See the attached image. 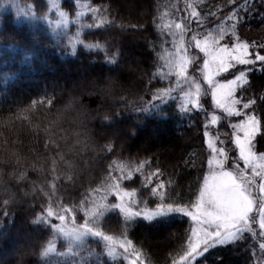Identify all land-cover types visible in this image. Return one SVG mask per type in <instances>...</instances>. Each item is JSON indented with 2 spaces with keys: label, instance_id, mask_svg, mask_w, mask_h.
Returning <instances> with one entry per match:
<instances>
[{
  "label": "trees",
  "instance_id": "obj_1",
  "mask_svg": "<svg viewBox=\"0 0 264 264\" xmlns=\"http://www.w3.org/2000/svg\"><path fill=\"white\" fill-rule=\"evenodd\" d=\"M193 7L206 17V28L189 19ZM59 12L67 24L57 23ZM232 12L239 13L241 39L264 43L261 0H0V264H127L120 254L108 257L98 237L74 243L56 238L52 229L64 215L62 208L76 207L65 222L83 225L86 217L79 206L99 198L95 189L110 183V177L121 176L118 166L132 174L121 183L136 193L132 206L138 211L145 203L156 208L158 197L150 193L161 182L167 185L162 189L167 202L195 203L211 156L205 124L229 148L231 138L224 133L232 131L228 118L217 128L210 124L214 110L207 108L209 93L201 96L204 111L182 112L179 90L164 101L153 99L157 89L172 88L175 82L162 75L167 67L160 57L174 51L163 25L181 20L202 35L218 24L229 27ZM84 43L104 45L106 53L88 50ZM190 51L202 57L194 47ZM117 53V62L109 63ZM79 72H88L86 79ZM249 79L245 95L257 98L260 115L264 73L257 67ZM70 80L71 87L61 90ZM145 107L147 112L141 110ZM146 178L151 182L145 183ZM108 199L117 202L114 196ZM50 204L60 216L33 223ZM190 224L180 213L125 223L116 210L105 213L100 227L120 239L126 234L143 264H172L186 244ZM254 228L257 232V224ZM261 242L264 237L245 233L242 240L210 249L198 261L258 264ZM51 244H56L53 252Z\"/></svg>",
  "mask_w": 264,
  "mask_h": 264
},
{
  "label": "snow or ice",
  "instance_id": "obj_2",
  "mask_svg": "<svg viewBox=\"0 0 264 264\" xmlns=\"http://www.w3.org/2000/svg\"><path fill=\"white\" fill-rule=\"evenodd\" d=\"M264 3V0H261ZM242 7L247 8V2ZM215 16L216 13H209ZM190 20L198 27L202 26V18L193 7ZM227 19L231 22L229 27L218 24L215 30L206 29L201 35L196 33L191 25L185 22L164 24L163 27L172 36L174 51L168 52L160 58L164 60L167 72L162 75L175 76L176 84L173 88L157 89L153 99L164 101L176 90L183 92L180 110L189 112L192 109L204 111L201 104V96L211 94L214 107L224 113L228 118V125L232 132L224 133L230 136L231 143L235 148L227 147V141L221 139L219 133L213 138L207 131L205 124V137L211 156L207 160V175L203 176L202 184L198 188V196L190 207L183 206L180 201L169 203L166 201V193L162 191L167 185L163 182L151 189V195L158 197L156 208L149 210L147 203L143 209L134 211L132 205L134 191H128L122 185V180H131V172L124 174L122 166L121 176L109 179L110 183L102 188L95 189L99 198L93 196L83 201L79 211L86 217L84 224L78 229H65L61 226L66 236L75 240H81L84 235L91 234L100 238L105 244V254L114 258L117 248L122 249L127 260L129 255L132 259L129 264H142L141 253L133 246V241L126 234L123 239L106 234L100 227L101 219L105 213L118 210L123 215L125 223L142 216L143 219L152 221L156 217L165 216L168 213H180L190 218L191 224L186 230V244L178 253L179 259H172V264H199L198 258L202 257L210 249L225 246L242 240L245 233L256 236L254 225L259 226V235L264 237V108L261 114H257V98L246 96L250 86L249 73L259 71L264 73V43L255 44L241 39L238 28L241 19L238 12H232ZM101 20L100 23H105ZM97 27L100 25L97 24ZM175 31H172V29ZM188 32H193L191 40H185ZM88 50L96 49L105 51L104 45L99 43L86 44ZM198 49L203 53V63L198 64L200 57L190 51V48ZM259 49L260 51H255ZM76 52V44L72 45V54ZM117 54L112 55L108 62L115 64ZM243 66V67H240ZM189 69H193L190 73ZM195 72L200 74L207 88L202 87L201 79ZM227 74V75H225ZM228 76L233 77L228 79ZM181 85H187L189 91L184 92ZM264 105V93L258 97ZM147 112V107L141 109ZM232 117H242L237 123H232ZM222 119L213 113L210 117L212 125H216ZM230 152H238V156H230ZM243 162V167L241 163ZM196 167V164H192ZM139 171V168L136 169ZM251 173V175H249ZM257 178L260 182L257 183ZM151 178H146L145 183H150ZM114 196L115 203L109 202L108 197ZM7 203V201H6ZM64 213L60 216L51 204L46 210V215L36 217L33 223H40L46 218L60 216L67 220L68 213L77 211L76 207L62 208ZM258 217V218H257ZM262 253L258 264H264V242H261ZM51 251V246L48 248Z\"/></svg>",
  "mask_w": 264,
  "mask_h": 264
},
{
  "label": "rangeland",
  "instance_id": "obj_3",
  "mask_svg": "<svg viewBox=\"0 0 264 264\" xmlns=\"http://www.w3.org/2000/svg\"><path fill=\"white\" fill-rule=\"evenodd\" d=\"M58 17H59V21L57 22L58 24H63V23H65V24H67V18H66V16L63 14V13H61V12H59V15H58ZM181 22H183V21H181L180 20V22L179 23H181ZM185 40H191V37L189 36V35H186L185 36ZM196 51H198V49H195ZM199 52V51H198ZM126 54H127V56L129 57V59H130V57L132 58V60H133V54H132V51H129V52H126ZM201 55H202V57H200V60L198 61V64H202L203 63V53H200ZM200 56V55H199ZM134 60L136 61L137 59L136 58H134ZM189 71H190V73H192L193 72V69H189ZM88 73V72H87ZM87 73H83V72H79L78 73V76H79V78L82 80V79H86V74ZM195 75H196V77L198 78V79H200L201 77H200V74L198 73V72H195L194 73ZM77 76V77H78ZM174 78H175V76H173ZM233 77H231V78H228V79H232ZM71 80L70 81H67L66 82V85L65 84H61L60 85V89L62 90H65L64 88H68V87H71ZM92 83V85L96 88L98 85H99V83L97 82H91ZM201 83H203V81H202V78H201ZM175 84H176V78H175V82H174V84H173V87H175ZM203 86H204V88H207V85L206 84H204L203 83ZM172 87V88H173ZM181 87L183 88V89H188L189 90V88H188V86L187 85H181ZM74 90H76V89H74L73 87L71 88V91H74ZM78 91V90H77ZM208 101H207V108L208 109H213L214 111H212V114L213 113H215L216 115H218V116H221L222 117V119L220 120V122L218 123V126H216V125H214V127L215 128H217V127H219L223 122H224V113H222L220 110H218V109H216L215 107H214V105L212 104V100H211V94H210V92H209V95H208ZM181 101H182V99H181ZM202 104V103H201ZM212 114H210V117H211V115ZM231 119V121H232V123H237V122H239V120L240 119H242V117L238 120V119H236V118H230ZM227 121H228V119H227ZM228 123V122H227ZM210 124H211V122H210ZM110 127H112V126H110ZM228 128H229V130L231 129L230 127H229V125H228ZM231 131H232V129H231ZM151 134V133H150ZM149 134V135H150ZM151 136H153V134H151ZM210 136H212L213 138L215 137V136H213V135H211L210 134ZM230 143H231V141H230ZM231 148L232 149H234L235 148V145L234 144H232L231 143ZM206 146H207V137H206ZM207 148H208V146H207ZM230 156H238V152H231L230 153ZM241 163V167H243V162L241 161L240 162ZM207 169H208V165H207ZM205 175H207V171H206V174ZM249 175H251V173H249ZM260 182V180H259V178H257V183H259ZM133 207V210L134 211H138L137 209H135L134 208V206H132ZM149 210H154V209H149ZM140 217H142V216H140ZM258 218V217H257ZM192 223V222H191ZM61 226H63L65 229H78V228H80L81 226H74V225H70V224H67L66 222H65V220H62V219H58V220H56L54 223H52V229H53V231H54V233H55V236H56V238H61V239H64V240H67V241H70V242H74V243H78V242H80V241H82V240H84V239H86V238H88V237H90V236H93V235H91V234H86V235H84L83 236V238L81 239V240H75V239H73V238H71L70 236H66L65 234H64V232L63 231H60V229H61ZM257 226H258V224H257ZM257 234L259 235V226H258V231H257ZM146 244H148V242L146 241L145 242ZM56 244H51L50 246H51V252H53V251H55L56 249V246H55ZM30 248V246L28 247V248H26V249H29ZM117 254H120V255H122L123 257H124V259H125V254L123 253V250L122 249H119V248H117V253H116V255ZM17 257V256H16ZM15 257V258H16ZM132 258H134V257H132L131 255H129V257H128V259L126 260V261H128L127 262V264H129V260L130 259H132ZM141 261V260H140ZM142 262V261H141ZM143 264V263H142Z\"/></svg>",
  "mask_w": 264,
  "mask_h": 264
}]
</instances>
